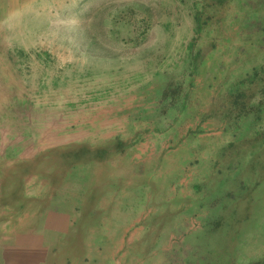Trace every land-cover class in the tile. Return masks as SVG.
Masks as SVG:
<instances>
[{
  "label": "rangeland",
  "instance_id": "374dc122",
  "mask_svg": "<svg viewBox=\"0 0 264 264\" xmlns=\"http://www.w3.org/2000/svg\"><path fill=\"white\" fill-rule=\"evenodd\" d=\"M87 148L144 165L97 166L45 264H264V0H0V202Z\"/></svg>",
  "mask_w": 264,
  "mask_h": 264
},
{
  "label": "crops",
  "instance_id": "0c3cea01",
  "mask_svg": "<svg viewBox=\"0 0 264 264\" xmlns=\"http://www.w3.org/2000/svg\"><path fill=\"white\" fill-rule=\"evenodd\" d=\"M41 142V144H44L45 141ZM109 143L111 144L109 146L110 151L114 143L108 141L105 145ZM106 148L108 146L104 149ZM72 150L77 152L74 148ZM87 150L86 155L82 153L75 154V152L73 154V157L77 155L74 161L76 160L75 164H77L80 170L84 163L88 165L89 169L87 170V174L83 178L81 177L82 179L76 180L77 185L73 190L71 188L68 189L67 182H64V188L62 187L60 194L59 192L55 195L52 194L50 187L46 193L42 190L41 194L36 196L34 200L30 195L27 197L24 194L27 192L24 188L25 179L22 180L19 177L17 182V179L15 180L16 170L14 167H11L14 170L9 175L7 174L12 184L8 190L9 197L5 198L6 201L0 202V264H45V255H47L48 249H52V247L58 245V240H64L66 235L69 237L72 236L70 230H76V228L72 227L76 225L77 216L82 219L81 223H84V217L87 216V209H91L92 213L95 214L98 206L103 208V205L99 204L97 206V204H93L100 196V192L104 189L98 182V173L100 171H98L97 166L107 164L108 168L113 167L112 170H105V178L107 181V178L112 177L116 173V171H113L114 165L120 159H122L121 165L128 161L126 168H139L144 165L142 163L143 161L139 162L140 159L138 160L139 152H131L126 154V156H121V153H102V149L97 150L98 152L96 150L90 151L89 148ZM100 152L101 154H98ZM11 154L15 157L17 153L11 152ZM82 156L85 159L81 158ZM134 157L137 158L138 162L131 164L130 160ZM27 158H31V152L24 151L20 154V158H14L13 165L21 163L20 161L18 162V159H21L26 164L27 160H29ZM0 160L3 159L0 158ZM0 163L2 164V162ZM66 172H69V170H66ZM3 174L0 165V176ZM76 174H78V170H74L71 175ZM1 179L2 177H0V182ZM100 179L99 181H102ZM28 180L30 181V178ZM34 182V185H37L39 182L44 184L42 177L35 178ZM116 182L119 185L125 184L122 182V178H120L119 182ZM34 188H37V186H34ZM40 188L44 189L46 187L40 186ZM49 199L54 200V202L49 201ZM101 202L103 203V201ZM88 222V225L95 224L96 219ZM83 231H76L75 236L81 234L84 236ZM88 231H91V229L88 228ZM57 251L53 250L50 254H57Z\"/></svg>",
  "mask_w": 264,
  "mask_h": 264
}]
</instances>
